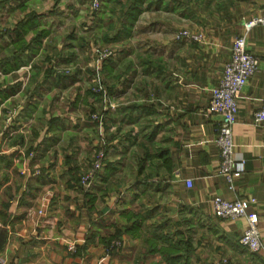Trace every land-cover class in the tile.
Returning <instances> with one entry per match:
<instances>
[{
    "label": "crops",
    "instance_id": "crops-1",
    "mask_svg": "<svg viewBox=\"0 0 264 264\" xmlns=\"http://www.w3.org/2000/svg\"><path fill=\"white\" fill-rule=\"evenodd\" d=\"M105 4L96 26L105 21ZM143 4L141 14L150 16H139L133 53L118 49L109 68L103 62L117 107L103 113L99 131L77 81L89 68L81 63L72 70V40L83 32L73 33L70 3L0 0V129L6 111L19 107L0 145V264H264V122H253L264 98V26L246 36L259 64L237 99L232 135L245 163L234 190L217 174L218 117L207 110L233 36L264 0ZM20 23L27 27L16 35ZM184 24L201 31L204 42L174 40ZM20 42L27 45L20 49ZM101 140L109 163L104 179L76 183ZM23 164L40 174L26 177ZM46 192L48 211L39 217ZM213 195L256 199L251 209L259 216L262 250L241 247L245 219L214 216ZM130 214L140 226L114 239L119 246L110 252L100 239L125 226ZM71 240L74 252L67 250ZM149 246L174 253H146Z\"/></svg>",
    "mask_w": 264,
    "mask_h": 264
},
{
    "label": "built area",
    "instance_id": "built-area-1",
    "mask_svg": "<svg viewBox=\"0 0 264 264\" xmlns=\"http://www.w3.org/2000/svg\"><path fill=\"white\" fill-rule=\"evenodd\" d=\"M94 11L99 9L98 0H91ZM255 26H264V6L257 13L245 19L238 33H236L230 44V55L224 63L221 76L217 85L210 88V99L208 112L218 117L216 126L215 144L218 149L219 161L217 174L220 175L226 182L229 189L234 190V182L241 176L244 170L245 159L243 155L235 151V145L232 135V127L236 122L238 103L237 99L242 87L246 84L249 78L257 71L259 60L258 57L252 54L246 45V36L248 32ZM174 40L184 42L202 43L205 36L202 32H196L189 29H180L175 32ZM100 51L96 49L95 55L101 63L113 57L115 50ZM95 73H100L96 68ZM101 69V66H100ZM69 70L66 69L65 72ZM99 79L96 81V91L106 101L107 95L104 91ZM108 108H114L113 105L103 108L106 111ZM19 116V107L14 106L6 111L3 117V127L0 129V145L1 139L4 138L5 132L9 129L14 119ZM91 120L97 121L101 125L102 114H91ZM253 122L256 125L264 122V98L261 99L259 107L253 112ZM1 151V148H0ZM106 154L102 147H99L97 156L94 159L90 172L80 178V184L88 187L91 181L96 177V172L101 170L102 161ZM20 172L26 177L37 176L40 174L38 168L30 170L26 164H23ZM187 184L189 182L185 181ZM24 190H27L26 186ZM51 194L46 192L41 196L39 207L36 210L38 216H44L49 207ZM212 213L214 216L222 219L244 218L246 227L243 229L238 238V242L250 253H257L263 249V243L258 228V213L251 209V206L256 203L254 197H243L235 199H226L220 195H213L209 199ZM112 246H119V241L113 240ZM77 242L71 240L67 243V249L71 252L76 250ZM215 264H231L227 259H222Z\"/></svg>",
    "mask_w": 264,
    "mask_h": 264
},
{
    "label": "rangeland",
    "instance_id": "rangeland-1",
    "mask_svg": "<svg viewBox=\"0 0 264 264\" xmlns=\"http://www.w3.org/2000/svg\"><path fill=\"white\" fill-rule=\"evenodd\" d=\"M70 3L72 6L71 8V14L73 18L70 16L71 14L69 13V18L71 17L72 20H74L73 25V33L76 30V33L79 34L80 30L83 32L81 33V38H76L72 40L73 47H72V61L74 60L75 63L72 64V70L74 67L77 66V68L80 67L81 63L84 64V68L88 69L89 71L86 74L85 72H81L78 77V85L81 88V91L84 93L87 91V99L89 102H87V107H88V112L87 114L90 116L91 114L94 113H100L102 114L101 118V125L99 127L98 125V130L100 131L102 129L103 125V116H104V109L105 107L113 105L114 108L117 107V98H115L114 95L111 94L110 92V82H111V75L109 74L108 76L106 75V71H102V65L103 62H105V69L108 67V64L106 63L109 61L111 58H108L104 60L101 63V60L97 59V56L95 55L96 49L100 51H105L109 49L108 51H113L115 50L116 55L118 54V49H124L126 53H133V43L135 42L136 38L134 36H138V33H140V27L142 26L143 22L141 19H139V16H143L142 19H146L147 17L149 18L150 13L141 12L138 14V16L132 21L130 27L127 28L128 30V36L127 38L121 37L118 40H110L113 33L110 32V29L108 27L109 21L108 20H114L115 17H117L116 12L121 11V9L124 7L123 5L125 4L126 0H98V7L99 9L98 12H100L102 9H104V3L105 4V21L101 26H96L95 22L96 19L98 20L97 15H94V10L92 8V2L91 0H66ZM113 2L109 4L110 2ZM119 1V3L117 2ZM144 4H141V8L143 7ZM117 12V13H118ZM141 14V15H140ZM75 18V19H74ZM85 22V30L82 29V24ZM185 25V24H184ZM81 26V27H80ZM189 29L192 30L193 27L190 26H183L182 29ZM180 30V29H179ZM178 31V30H177ZM196 31V30H192ZM197 32V31H196ZM201 32V31H198ZM108 36V37H107ZM143 43V42H142ZM82 66V67H83ZM101 66V69H100ZM98 69L101 71L100 73H95V69ZM109 68V67H108ZM110 70V69H108ZM88 75V76H87ZM98 79L101 83V85L104 87V91L106 92L107 98L106 101L103 100V98H100V94L97 93L96 91V81L98 82ZM128 95H123L122 99L126 100ZM86 107V108H87ZM109 109V108H108ZM90 119L91 116H90ZM98 124V123H97ZM100 147V144H99ZM99 149V148H98ZM98 149H96L95 153L93 154V157L97 156ZM94 160L90 164V167L85 170V173L80 175L84 177L86 176L92 167ZM40 217V216H39ZM68 250V249H67Z\"/></svg>",
    "mask_w": 264,
    "mask_h": 264
},
{
    "label": "trees",
    "instance_id": "trees-1",
    "mask_svg": "<svg viewBox=\"0 0 264 264\" xmlns=\"http://www.w3.org/2000/svg\"><path fill=\"white\" fill-rule=\"evenodd\" d=\"M149 0H126L125 4L123 5L124 7L121 9V11H117V17H115L114 20H108L109 21V29L110 32L113 33V35L109 38H111L110 40H118L121 37H125L127 38L128 36V30L127 28L130 27L132 21L138 16V14L141 12V4L148 2ZM119 3V1H117ZM99 12L98 10L94 11V15H97ZM100 15V14H98ZM96 25V24H95ZM25 27H27L25 24L20 23L19 25L16 26L15 28V32L16 35L18 34H22L23 31H25ZM17 30H20V32H17ZM108 37V36H107ZM20 49H22L24 47V45L26 46L27 44H25V42H20ZM105 143H107L104 140H101L100 147H102V149L104 150V152L106 151L105 147ZM109 167V163H107L106 161H102V169L103 170L100 173V170H98L95 174L96 176H100L101 179H104V174L107 172V169ZM105 171V173H103ZM99 172V173H98ZM76 183L80 182V176H76ZM137 216L130 214L127 215L125 217L127 224L123 227H116L113 234H111L108 237H103V239H100L101 242H103L104 246H106V248L110 251L113 252V249H116L114 246L111 245L112 241L114 239H118L120 238V236L123 233L126 234H131L133 235L132 231L133 230H137L138 226H140V224L137 221ZM133 219V221H131ZM157 237V236H156ZM150 243L149 240H146ZM154 242V240L152 241ZM110 244V245H109ZM151 245H153V243H151ZM112 250V251H111ZM154 252H159L161 256L165 257V254L169 255L170 253H174V251H170V250H164V249H156L153 248L151 246H149L146 250V253H154Z\"/></svg>",
    "mask_w": 264,
    "mask_h": 264
},
{
    "label": "water",
    "instance_id": "water-1",
    "mask_svg": "<svg viewBox=\"0 0 264 264\" xmlns=\"http://www.w3.org/2000/svg\"><path fill=\"white\" fill-rule=\"evenodd\" d=\"M4 239L0 238V247L3 245Z\"/></svg>",
    "mask_w": 264,
    "mask_h": 264
}]
</instances>
